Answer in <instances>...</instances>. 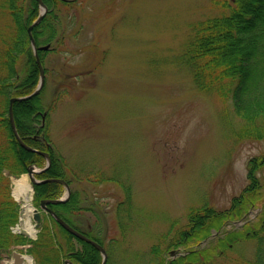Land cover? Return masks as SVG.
<instances>
[{"label":"rangeland","instance_id":"rangeland-1","mask_svg":"<svg viewBox=\"0 0 264 264\" xmlns=\"http://www.w3.org/2000/svg\"><path fill=\"white\" fill-rule=\"evenodd\" d=\"M222 2L77 0L60 51L48 56L53 72L44 99L47 133L65 173L82 178L72 185L87 197L90 210L83 214L93 235L109 247L108 264L166 263L208 248L226 232L252 224L264 206L263 195L242 218L225 219L205 239L171 244L186 227L190 208H228L247 183V160L264 151L263 140L235 138L241 120L230 100L196 89L180 62L191 24L226 11ZM22 176L34 191L27 172L12 178L11 195L19 205L13 232L20 230L21 210L14 182ZM65 192L63 186L56 198ZM33 198L31 192L30 202L42 214ZM233 243L222 250L211 245L215 252L206 264H246L253 258L254 239ZM21 253L30 256L25 264L34 263Z\"/></svg>","mask_w":264,"mask_h":264},{"label":"trees","instance_id":"trees-1","mask_svg":"<svg viewBox=\"0 0 264 264\" xmlns=\"http://www.w3.org/2000/svg\"><path fill=\"white\" fill-rule=\"evenodd\" d=\"M42 2L47 11L32 27L31 34L44 71V82L36 95L12 102L14 124L27 145L50 155V165L36 174L38 178H60L69 185L70 194L65 201L49 202L47 206L74 229L101 244L83 214L84 210H90L84 204L87 197L72 185L82 178L75 172L65 173L62 158L53 151L46 129L44 99L49 75L53 72L48 66V56L60 51L68 27L75 19L73 8L77 0ZM222 5L226 11L191 24L180 62L189 70L196 89L230 100L234 114L241 120L234 132L236 139L264 141V0H224ZM38 6V0H0V260L14 249H24L33 257V264H63L66 259L73 264H101L97 248L68 232L46 212L41 214L34 239L12 231L18 220L19 205L11 195V180L26 172L30 165L43 166L45 161L38 151L26 150L19 144L8 115L10 99L29 94L39 82V68L27 33L38 14ZM46 45L47 48H40ZM263 168L264 151L247 160V183L231 198L229 207L218 210L203 204L190 208L186 227L176 231L171 244L178 247L193 240L199 242L225 219H240L249 208L257 206L264 195V176L259 175ZM85 178L89 179L87 175ZM33 188L35 204L41 199H55L63 191V185L56 181L35 183ZM129 200L127 195L125 202ZM248 238L254 239L255 249L253 258L246 264H264V206L252 224L246 222L241 230L226 232L215 243L222 250L233 245V241ZM215 243L208 248L190 250L166 263L163 259L153 263L206 264L215 252L209 247ZM108 248L105 247L106 264L111 255ZM158 248L155 245L152 251L157 254Z\"/></svg>","mask_w":264,"mask_h":264},{"label":"water","instance_id":"water-1","mask_svg":"<svg viewBox=\"0 0 264 264\" xmlns=\"http://www.w3.org/2000/svg\"><path fill=\"white\" fill-rule=\"evenodd\" d=\"M39 2V5L41 7V12L40 14L37 16V18L28 26L27 28V32H28V35H29V38H30V42H31V45H32V49H33V52H34V55H35V59H36V63H37V66L39 68V82H38V85L36 87V89L29 95H26V96H15V97H12L10 99V104H9V109H8V115H9V121H10V127H11V130L15 136V138L18 140L19 144L25 148L26 150H29V151H38L30 146H28L19 136L18 132H17V129L15 127V124H14V120H13V116H12V102L15 101V100H21V99H24V98H30L32 97V95L36 94L39 89L41 88V86L43 85V82H44V71H43V68H42V65H41V62H40V59H39V56H38V53H37V47L35 45V42L33 40V37L31 35V29L33 26H35L42 18L43 14L45 13V10H46V7L45 5L43 4V2L41 0H38ZM48 45L46 46H42L40 48H47ZM39 153H41L45 158H46V164L44 165L43 168L39 169L38 171H35L33 169L32 166L28 167L27 168V173L29 174L30 176V179H31V182L32 183H37V182H46V181H57V182H60L64 185L65 189H66V192L64 194V196L62 198H58V199H50V200H46V199H42L40 201V207L44 210H47L52 216L53 218L64 228L66 229L68 232H70L71 234L75 235L76 237L90 243L91 245H93L95 248H97V250L100 252L101 256H102V261H101V264H105L106 262V252H105V249L103 248V246L101 244H99L98 242H96L95 240L87 237L86 235L82 234L81 232L75 230L73 227H71L67 222H65L63 219H61L55 212H53L51 209L47 208L46 206V203L47 202H52V203H58V202H61V201H64L67 199V197L69 196V193H70V190H69V187L67 185V183L60 179V178H47V179H43V180H38L36 179L33 174L35 172H42L44 170L47 169V167L49 166L50 164V156L47 152L45 151H38ZM33 189V187H32ZM33 192V191H32ZM32 218L34 220V225L36 227H38L40 225V222H41V218H40V211L37 209V208H34L33 207V214H32ZM22 234L24 235H29L28 232L26 230H22L21 231ZM23 261V255L20 253V252H17V251H13L12 252V260L9 262V264H21ZM64 264H72L71 261L69 260H65Z\"/></svg>","mask_w":264,"mask_h":264},{"label":"bare ground","instance_id":"bare-ground-1","mask_svg":"<svg viewBox=\"0 0 264 264\" xmlns=\"http://www.w3.org/2000/svg\"><path fill=\"white\" fill-rule=\"evenodd\" d=\"M13 194L21 201L20 219L19 225L20 229L26 230L29 234H34V226L31 222V214L33 211V206L30 202L31 197V186L25 176L20 179L15 180ZM28 261L30 258L28 257ZM25 264V263H24Z\"/></svg>","mask_w":264,"mask_h":264}]
</instances>
